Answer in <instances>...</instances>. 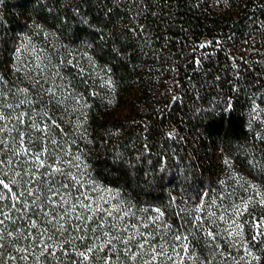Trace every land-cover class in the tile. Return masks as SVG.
Wrapping results in <instances>:
<instances>
[{"label":"trees","instance_id":"obj_1","mask_svg":"<svg viewBox=\"0 0 264 264\" xmlns=\"http://www.w3.org/2000/svg\"><path fill=\"white\" fill-rule=\"evenodd\" d=\"M76 6L94 28L79 22ZM26 35L46 41L50 76L59 73L63 92L83 98L42 103L60 126L52 138L74 141L94 182L138 207L166 209L163 219L175 225L187 197L231 203L247 193L243 231L251 241L264 233V171L253 166L264 162V123L250 116L252 93L264 108V0H3L0 72L10 83L14 48ZM58 58L73 63L53 69ZM249 182L260 195L244 190ZM213 231L223 242V231Z\"/></svg>","mask_w":264,"mask_h":264},{"label":"snow or ice","instance_id":"obj_2","mask_svg":"<svg viewBox=\"0 0 264 264\" xmlns=\"http://www.w3.org/2000/svg\"><path fill=\"white\" fill-rule=\"evenodd\" d=\"M48 11L54 12L55 8ZM73 11L80 16L81 24L95 27L78 6ZM33 24L48 35L43 25ZM102 32L104 29H96L101 40ZM25 47L21 42L14 48L17 55L9 71L20 72L33 87L22 86L19 78L10 83L6 74L0 72V264H51L49 258L55 264H65L69 260L71 264H216L217 257L233 259L231 252L222 251L223 245L217 242L218 233L213 231L225 220L224 212L221 210L218 216L216 211H210L212 206L202 198L205 193H199L194 200L186 198L192 201L191 205L184 202L175 213L180 221L175 225L162 219L166 209L157 205L138 207L124 201L110 186L91 179L90 166L78 154L79 150L72 152L74 141L63 136L52 138V127L60 126L45 109L42 96L48 95L51 103L60 89L44 88L36 76L45 82L47 76L41 71L32 75L28 64L20 65L21 50ZM32 52L36 69L46 67L35 48ZM113 52L119 55L115 47ZM58 59L53 69L63 63H73ZM55 76L59 78V73ZM107 84L114 87L110 78ZM61 95L64 99L56 100L58 104H65L68 98L83 99L69 97L67 91ZM257 95L260 93H252L250 116L264 123L260 115L264 108L256 103ZM225 106L232 109L230 98L225 100ZM73 155L75 160L71 158ZM119 159L121 157H114V160ZM257 165L264 171V162L253 159V166ZM249 186L257 189L254 183L249 182ZM256 194L260 192L257 190ZM176 199L170 197L169 203ZM260 203L264 205V198ZM241 207L246 208L247 203L242 202ZM234 214L239 215V209H234ZM241 227L229 221L222 238L232 237L233 233L241 235ZM228 243L231 246L233 242L229 240ZM236 243L244 250L241 259L247 258V264H259L264 256V233L257 230L253 234L252 246L246 240ZM257 244L259 249L255 247ZM233 264L239 262L233 259Z\"/></svg>","mask_w":264,"mask_h":264},{"label":"rangeland","instance_id":"obj_3","mask_svg":"<svg viewBox=\"0 0 264 264\" xmlns=\"http://www.w3.org/2000/svg\"><path fill=\"white\" fill-rule=\"evenodd\" d=\"M38 37V36H37ZM33 35H26L23 39H22V43L25 44V48L21 50V60H20V65H24V64H28L29 67L32 68V75H35L37 71H41L42 74L44 76L48 77V81L45 82L43 79L40 78V76H36V79L40 80V83L43 85L44 88H48V87H55L60 89V91H58L55 94V99L52 100V102H56L57 99H59V96H62L61 93L63 92L62 90V85H61V80H59L57 77L54 79L53 77L50 76V67L49 65L43 60L44 57V53L46 51V41L40 38H37ZM20 42V43H21ZM35 48L37 54H39L43 60V64L46 67H43L41 69H36L35 67V55L32 52V49ZM42 50V51H41ZM17 55V54H16ZM16 59V57H15ZM17 78H19L18 83H20L22 86L24 87H29L32 88L33 85H30L25 79L24 77L21 75L20 72H16V76H15V81H17ZM58 81V84H57ZM60 81V83H59ZM47 99L45 101H47V103L49 102V96L48 95H43L42 98ZM42 101H44V99H42ZM45 106V105H44ZM37 135H39V133H37ZM257 186V185H256ZM223 188H226V186H223ZM244 190L246 192H249L250 194L256 192L257 190L260 191V188L257 186V189H253L249 186V184L247 185L246 188H244ZM247 193H241L239 196H237V198H235L231 203H227L225 201V198L222 196H219L220 199H216L215 203H213L214 200H207L206 203L210 204L212 207L209 209L210 211H216L218 213L219 216V212L222 210L224 212L225 215V220L219 222L220 226L219 228L221 229L222 232V237H224V230L228 229V225H229V221L233 222L236 225H242L241 228H239V232L241 233V235H237L236 233H233L232 237H227L224 238L223 242L217 240L218 243H221L223 245L222 251H226V252H231L232 258L235 261H238L239 263L242 264H247V258L245 259H241L242 256H244V250L241 247L240 243H236V241H241V243L246 240L248 241L249 245L252 246V241L249 240L247 238V236L245 235L244 231H243V213L242 210L244 209V207H241L242 202H246L247 203V199L245 197ZM113 197H115L114 192H113ZM234 209H239V215H235L234 214ZM139 215V213H138ZM217 216V219H218ZM163 219V218H162ZM221 237V238H222ZM232 241V245L229 246L228 241ZM227 257V256H225ZM233 259L232 262H233ZM257 262H252V264H255Z\"/></svg>","mask_w":264,"mask_h":264}]
</instances>
